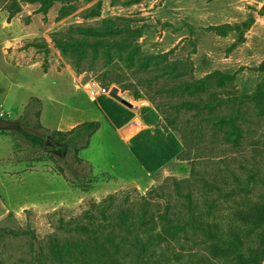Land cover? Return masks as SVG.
Listing matches in <instances>:
<instances>
[{
	"label": "rangeland",
	"instance_id": "374dc122",
	"mask_svg": "<svg viewBox=\"0 0 264 264\" xmlns=\"http://www.w3.org/2000/svg\"><path fill=\"white\" fill-rule=\"evenodd\" d=\"M30 1L0 0V121L9 125L0 129V175L12 195L33 192L26 170L51 168L75 182L91 174L96 192L99 183L121 186L126 194L118 199H151L154 211L185 212L190 198L198 209L209 203L217 216H227L238 203L264 196L251 178L264 175V97L242 100L264 89V0H57L46 12ZM14 5L20 12L9 19ZM90 79L147 107L143 114L175 134L182 152L147 173L126 149L148 126L138 120L133 136L124 127L113 130L90 110ZM36 96L43 98L42 122ZM211 100L215 106L200 110L183 106ZM237 110L243 131L234 144L225 139L232 129L219 116ZM70 119L101 124L80 153L74 144L36 148L20 133L51 140L47 128L57 130ZM104 199L10 216L0 224V264L53 263L52 246L87 239L74 228L88 222L91 202ZM205 234L212 239L219 231L212 226ZM183 255L182 264H235Z\"/></svg>",
	"mask_w": 264,
	"mask_h": 264
},
{
	"label": "trees",
	"instance_id": "16d2710c",
	"mask_svg": "<svg viewBox=\"0 0 264 264\" xmlns=\"http://www.w3.org/2000/svg\"><path fill=\"white\" fill-rule=\"evenodd\" d=\"M56 1L31 0L30 2L40 3L41 8L46 12ZM19 12L20 9L14 5L9 19ZM261 97H264V89L258 86L252 94L244 95L242 100L256 102ZM216 102L211 100L203 104L186 103L183 106L187 109L200 110L213 107ZM95 104L106 114L117 130L136 116V113L107 96L98 97ZM147 110L148 108L144 106L137 112L148 127L131 139L130 151L143 169L152 173L178 156L182 152L183 145L175 134L154 126L152 120L143 114ZM239 114L237 110L229 116H219L221 125L232 129L229 133L231 135H227L225 139L234 144L238 143L243 131L237 123ZM100 128V122L90 121L68 132L47 130L54 144H74L75 152L80 153L90 146L92 137ZM20 133L34 147H45L43 138L24 130ZM76 159L81 163L85 162L79 156ZM60 175L64 177L62 172ZM90 175L81 180L75 178L79 180L78 182L64 178L75 188L89 190L94 184ZM251 178L254 183L253 190L256 186L264 188V175L255 173ZM245 190L249 191V189ZM122 194H126V191L122 190L110 195L98 204L91 202V208L85 215L88 222L83 225L78 223L74 228L76 232L87 235V239L75 244L52 246L49 257L53 263L41 264H182L183 254L186 251L194 253L198 263L221 261L235 264H263L264 262V196L238 203L227 216L224 214L217 216L215 205L207 203L204 209H198L190 198L187 199L185 212L183 210L170 212L169 208L164 211H154L151 207V199H128V196L126 199H118ZM158 224H165L168 229L158 230ZM212 226L219 231V235L216 234L209 239L205 230ZM61 228H64V224ZM101 230H107L108 233L101 237L94 236V233ZM204 251H207L208 255H204Z\"/></svg>",
	"mask_w": 264,
	"mask_h": 264
},
{
	"label": "crops",
	"instance_id": "0c3cea01",
	"mask_svg": "<svg viewBox=\"0 0 264 264\" xmlns=\"http://www.w3.org/2000/svg\"><path fill=\"white\" fill-rule=\"evenodd\" d=\"M36 98L42 104V111L40 114V119L42 122L45 118L44 106L42 103L43 98L39 96H36ZM95 100L96 99H93L91 101L92 104L90 107L91 112L98 111L100 112L99 115H97L98 117L99 116L101 117L103 115L109 121L106 114L97 107V105L95 104ZM139 109L140 108H137L136 110H131L134 113H136V116L128 124L124 126V129H126L125 133H127V136L131 134L133 136L135 133H137L135 131L138 128L140 130V124L138 120L140 122L142 120L137 115ZM80 122L81 121H77L75 119H70L66 122L65 121L62 122L63 124H61L60 128L57 130H52L48 128L47 129L51 131L68 132L73 128H75L76 126H78L76 124L79 125L82 124ZM109 123L113 128V125L111 124L110 121ZM114 129L115 128H113V130ZM95 135H97V133ZM94 136L92 137V139L94 138ZM128 149H130V146L126 150ZM25 173L31 174L29 175L30 176L29 178H31L34 181L32 185L33 192L24 195L22 197H18L17 195H12L6 187L8 181L4 176L0 175V224L10 216H14L18 218L29 210L41 214L44 213L46 214V213L54 212L55 210L61 207L74 209L79 205H81L83 201L87 199H98V200L104 199L108 195L113 194L123 188L121 186H116L115 188L109 189V187L107 186L110 185V182L109 183L107 182V183H99L101 188H99L98 192H96V187L93 188V186L89 190H82L73 187L69 182L65 180L63 176L54 172L53 170H51V168H49L48 170H44V169L26 170ZM18 199H25V200L22 202Z\"/></svg>",
	"mask_w": 264,
	"mask_h": 264
},
{
	"label": "built area",
	"instance_id": "2783aa9c",
	"mask_svg": "<svg viewBox=\"0 0 264 264\" xmlns=\"http://www.w3.org/2000/svg\"><path fill=\"white\" fill-rule=\"evenodd\" d=\"M114 88L102 86L96 81V79H90L85 85V90L94 98L97 99L100 96H109ZM117 89V95L121 96V90Z\"/></svg>",
	"mask_w": 264,
	"mask_h": 264
},
{
	"label": "water",
	"instance_id": "95a60500",
	"mask_svg": "<svg viewBox=\"0 0 264 264\" xmlns=\"http://www.w3.org/2000/svg\"><path fill=\"white\" fill-rule=\"evenodd\" d=\"M110 98H112L113 100L117 101L118 103H120L121 105L125 106L126 108L130 109V110H136L137 106H133L128 98L125 97H120L119 95H117V89L114 88L110 94ZM9 125L6 122L0 121V129L2 128H7ZM55 145L54 143L50 140L47 139L45 141V148H53L54 149Z\"/></svg>",
	"mask_w": 264,
	"mask_h": 264
},
{
	"label": "bare ground",
	"instance_id": "6f19581e",
	"mask_svg": "<svg viewBox=\"0 0 264 264\" xmlns=\"http://www.w3.org/2000/svg\"><path fill=\"white\" fill-rule=\"evenodd\" d=\"M124 97V96H123ZM125 98H127V97H125Z\"/></svg>",
	"mask_w": 264,
	"mask_h": 264
}]
</instances>
